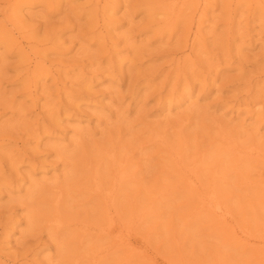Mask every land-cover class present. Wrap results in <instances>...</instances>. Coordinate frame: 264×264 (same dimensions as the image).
<instances>
[{
	"label": "rangeland",
	"instance_id": "obj_1",
	"mask_svg": "<svg viewBox=\"0 0 264 264\" xmlns=\"http://www.w3.org/2000/svg\"><path fill=\"white\" fill-rule=\"evenodd\" d=\"M263 154L264 0H0V264H264Z\"/></svg>",
	"mask_w": 264,
	"mask_h": 264
},
{
	"label": "bare ground",
	"instance_id": "obj_2",
	"mask_svg": "<svg viewBox=\"0 0 264 264\" xmlns=\"http://www.w3.org/2000/svg\"><path fill=\"white\" fill-rule=\"evenodd\" d=\"M173 1H175V2L179 1L180 2V0H173ZM205 6H206V3H205ZM20 8L21 7L19 5L15 8V10H13V12L11 13V17H10V18H12L11 20H14V21L16 20L14 18L18 16V12H19ZM20 15H23V14H20ZM233 149H235L241 156H243V155H258V156H260L261 155L260 152L257 151L255 148L238 149L234 146ZM263 156H264V154H263ZM110 157L113 160V162L115 163V166L117 169V174H118L117 180H119V181H117V183L114 184L115 188H116V186H118V184L120 186V184L123 182V180L127 177L126 168H125L126 164L124 165L122 161H119L118 158L116 157V155H114V154H111ZM174 159L179 164L181 163L179 156L176 153L174 154ZM186 172L188 174V180H190L193 187H195V189L199 192L198 195L201 198V202H202L203 206L214 209L215 211H217L218 216L220 218H222L225 223L227 222V224H229L230 227L232 228V226H231L232 220L229 219V216H228L231 212L228 210V208L224 207L222 202L218 199L217 191L215 190L213 185L211 186V188L207 192L199 191L202 189V187L198 185L199 175L197 173V170L194 167H192V168H190V170H186ZM38 174L47 175L48 172L46 170H43V171L39 172ZM94 190L98 191L101 194V196L104 198V200L110 204V206L114 205L115 197H116V196H114V194H115L114 188H111L108 192L105 193L101 181L98 180L96 182V186H95ZM133 202L135 203V209H136V200H134ZM153 208H154V205L150 204L141 214H139L136 211H135V213L133 212L131 225H129L127 227L120 225V221H119L117 215L111 209H109V211L107 213V223L102 227H98V230L102 234L106 233L108 235H112L116 239V244L120 245L121 247H127V249L133 253L138 252V253L142 254L141 255L142 257H144L146 260H148L150 258L148 256V254H146V250L142 249V247L135 245V243L132 240V235H133L134 226L138 222L143 221L144 214H146V213L154 214ZM54 223L57 226H61L63 224V221H61L60 218L56 217L54 219ZM109 250H110V247L96 248L94 250L93 255H92V257L95 260L94 263L100 264L102 261L99 258L102 257V254L108 253Z\"/></svg>",
	"mask_w": 264,
	"mask_h": 264
}]
</instances>
